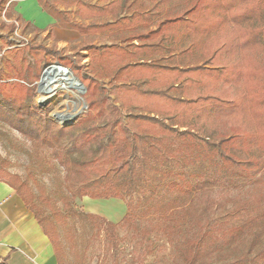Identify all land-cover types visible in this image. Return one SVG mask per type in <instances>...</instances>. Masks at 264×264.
Wrapping results in <instances>:
<instances>
[{"label":"trees","instance_id":"16d2710c","mask_svg":"<svg viewBox=\"0 0 264 264\" xmlns=\"http://www.w3.org/2000/svg\"><path fill=\"white\" fill-rule=\"evenodd\" d=\"M15 1L0 0V14ZM94 1L37 0L83 37L79 51L90 61L85 67L57 51L29 47L30 55H41L34 65L22 73L10 65L14 80L0 79V123L51 148L66 170L72 199L125 203L118 223L84 214L93 227L115 236V248L123 228L149 241L146 254L165 238L181 264H208L213 255L217 264L244 263L243 254L228 260L227 247L236 248L246 235L248 253L262 245V214L234 203L215 217L225 202L201 199L200 193L264 174V0ZM124 32L125 45L94 43L97 36ZM55 61L71 69L86 95V111L64 127L34 105L36 80L29 79ZM61 138L69 142L64 149ZM0 178L29 207L57 263L64 264L58 226L74 214L68 202L49 204L46 214L35 208L19 176ZM133 195L137 200L126 202ZM252 259L261 262L258 252Z\"/></svg>","mask_w":264,"mask_h":264},{"label":"rangeland","instance_id":"374dc122","mask_svg":"<svg viewBox=\"0 0 264 264\" xmlns=\"http://www.w3.org/2000/svg\"><path fill=\"white\" fill-rule=\"evenodd\" d=\"M94 2L102 3L100 0ZM56 7L59 10H65L63 4H58ZM173 7L171 6L169 9ZM181 7L182 4L178 3L175 8L180 11ZM74 8L66 11H71ZM5 11L4 9L0 14V79L9 82L14 80L15 72L10 69V65H13L19 73H22L28 65H34L36 57L41 55H30L29 47L39 46L46 50L57 51L59 58L71 57L76 61L79 60L78 64L85 67L89 64L90 59L87 52L79 51L83 37L77 31L67 28L64 22L58 20L54 27L38 31L33 28V25L24 26L17 19L19 14L13 6ZM75 20L78 21V19ZM124 35L125 32L97 36L94 43L96 45H125ZM55 63L59 64L58 61ZM55 63L43 64L44 68L39 77L33 79L30 76L29 79L36 80L33 83L35 86L34 105L49 120L63 127L74 124L76 119L86 111V95L85 88L78 86L79 90L71 92L58 90L55 96L46 100L40 99L39 85L43 74ZM63 68L68 69L77 78L70 68ZM101 82L108 90L107 79H103ZM113 98L111 96V99ZM61 114L72 116L62 119L59 116ZM68 145L69 142L66 138H61L58 142V146L62 149ZM73 158H79V155L74 154ZM13 175L19 176L27 184L29 191L34 195L36 209L50 214L49 204L61 208L63 200H66L73 210V215L66 216L65 224L58 226V239L64 252V264H181L180 261H175L173 248L166 243L165 238L157 242L152 254H146L145 247L150 244L149 241L140 240L138 236L133 235L131 230L118 228L117 237L121 238V241L116 248L112 246L115 236L109 237L103 228L93 227L90 221L84 218V214L92 213L107 221L118 223L126 213L125 203L115 199H72L67 187L66 170L54 158L51 148L30 141L17 131L0 123V177L10 180ZM207 197L226 204V209L214 211L215 217L223 215L234 203H237L261 213L264 220V174L237 187L217 185L207 188L200 193V198ZM136 200L137 196L133 195L132 198H127L126 202ZM113 209L116 211L115 215L111 214ZM121 210L124 213L120 217ZM139 224H144V222L139 221ZM187 231L192 232L193 230L188 229ZM247 238L248 235L245 236L244 242L238 244L236 248L227 247L230 255L228 260L233 261L237 255L243 254L247 260L238 264H254L252 256L258 252L261 256L260 264H264V243L257 246L252 253H248ZM151 239H153L152 235ZM217 257L213 255L208 260V264L219 263Z\"/></svg>","mask_w":264,"mask_h":264},{"label":"crops","instance_id":"0c3cea01","mask_svg":"<svg viewBox=\"0 0 264 264\" xmlns=\"http://www.w3.org/2000/svg\"><path fill=\"white\" fill-rule=\"evenodd\" d=\"M22 21L38 31L54 27L56 20L41 9L37 0L13 2ZM73 32V31H70ZM115 209L111 214L115 215ZM124 211L121 210L120 217ZM117 217V218H120ZM1 264H58L52 245L34 214L15 190L0 178Z\"/></svg>","mask_w":264,"mask_h":264},{"label":"bare ground","instance_id":"6f19581e","mask_svg":"<svg viewBox=\"0 0 264 264\" xmlns=\"http://www.w3.org/2000/svg\"><path fill=\"white\" fill-rule=\"evenodd\" d=\"M78 86L79 85L74 76L68 70L53 65L43 74L42 81L39 85V97L41 100H46L49 97L55 96L58 90L71 92L73 90H79ZM59 116L64 119L72 115L61 114Z\"/></svg>","mask_w":264,"mask_h":264},{"label":"water","instance_id":"95a60500","mask_svg":"<svg viewBox=\"0 0 264 264\" xmlns=\"http://www.w3.org/2000/svg\"><path fill=\"white\" fill-rule=\"evenodd\" d=\"M55 65H57V66H60L58 63H55ZM61 67V66H60ZM65 69V68H64ZM66 70H68V69H66ZM69 71V70H68ZM75 78V77H74ZM75 80L77 81V83L79 84V86L81 87V88H83L84 86H83V84L81 83V82H79V80L77 79V78H75ZM69 126V125H68ZM64 127V126H63Z\"/></svg>","mask_w":264,"mask_h":264},{"label":"built area","instance_id":"2783aa9c","mask_svg":"<svg viewBox=\"0 0 264 264\" xmlns=\"http://www.w3.org/2000/svg\"><path fill=\"white\" fill-rule=\"evenodd\" d=\"M1 246H2V242H1V240H0V247H1ZM1 262H2V261H1V258H0V264H1Z\"/></svg>","mask_w":264,"mask_h":264}]
</instances>
